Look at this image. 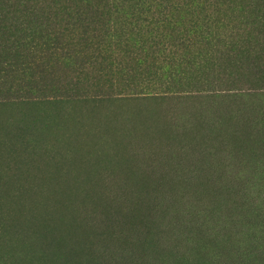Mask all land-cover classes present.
<instances>
[{
  "label": "rangeland",
  "instance_id": "1",
  "mask_svg": "<svg viewBox=\"0 0 264 264\" xmlns=\"http://www.w3.org/2000/svg\"><path fill=\"white\" fill-rule=\"evenodd\" d=\"M128 77L159 96L0 104V264H264V91Z\"/></svg>",
  "mask_w": 264,
  "mask_h": 264
},
{
  "label": "trees",
  "instance_id": "2",
  "mask_svg": "<svg viewBox=\"0 0 264 264\" xmlns=\"http://www.w3.org/2000/svg\"><path fill=\"white\" fill-rule=\"evenodd\" d=\"M128 76L160 97L264 91V0H0V104L159 96Z\"/></svg>",
  "mask_w": 264,
  "mask_h": 264
}]
</instances>
